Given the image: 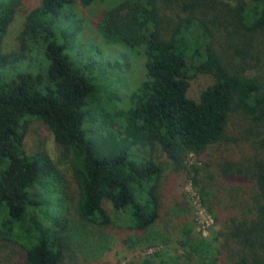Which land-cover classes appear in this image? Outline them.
Listing matches in <instances>:
<instances>
[{
	"label": "trees",
	"instance_id": "16d2710c",
	"mask_svg": "<svg viewBox=\"0 0 264 264\" xmlns=\"http://www.w3.org/2000/svg\"><path fill=\"white\" fill-rule=\"evenodd\" d=\"M95 1L40 0L25 16L17 50L3 53L21 0H0V249L19 253L23 264H63L66 256L67 264H89L120 217L125 244L174 243L184 252L176 264H264V155L221 164L216 174L229 189L211 202L200 174L208 149L252 142L249 124L264 120V0H171L172 9L167 0H116L97 30L106 44L143 51L146 71L129 106L109 111L68 48L80 29L75 6ZM224 23L227 48L217 38ZM33 57L43 68L15 74ZM199 77L207 82L194 99ZM96 116L100 129L91 135L85 125ZM32 120L60 146L75 205L50 156L25 152ZM155 150L176 170L190 155L201 162L189 178L218 226L214 254L195 232L191 209L173 198ZM1 257L7 264L9 255Z\"/></svg>",
	"mask_w": 264,
	"mask_h": 264
},
{
	"label": "rangeland",
	"instance_id": "374dc122",
	"mask_svg": "<svg viewBox=\"0 0 264 264\" xmlns=\"http://www.w3.org/2000/svg\"><path fill=\"white\" fill-rule=\"evenodd\" d=\"M39 1L21 0V5L17 10L15 18L3 39V53L17 50V37L25 16L27 12L38 6ZM170 1L167 0L164 5L172 9L173 6ZM115 3L116 0H99L91 3L89 6L76 5L74 8L76 18H72V21L78 19L80 29L73 43H68L70 44L68 47L69 51L72 50L75 53V56L71 58L82 63L81 66L86 68L87 73L92 75L96 83L100 85V103L107 111L112 108L121 110L127 105L129 106V96L139 88L145 78L146 71L143 51L130 49L123 44H106L97 30L105 12ZM171 13L172 10H169L168 14ZM225 17L227 18V15ZM58 25H56V34L58 35L59 42H62L63 39L59 34ZM68 26H71V24H68ZM224 26H226L225 23L218 27L217 38L220 43L219 47L227 48V44L232 41L223 28ZM234 43H237V40L233 41L232 44ZM70 56H72V52ZM41 64L36 57H33L29 61H25V63L20 62L16 67L15 74L25 71L37 72L40 68H43ZM261 76L264 79V67L261 69ZM262 81L264 82V80ZM206 82L207 80L201 77L193 80L189 96L196 99L200 88ZM233 117L239 118L236 114ZM98 121L99 117L96 116V120L93 123H86L85 127L91 131V135L99 132L100 121ZM246 121L250 123V121ZM249 125L255 127L252 142L240 144L223 143L208 149L206 154L201 158L200 161H205L208 165L201 169L200 174L202 184L209 193V202L218 196H222L225 189H229L228 186L222 185L223 179L221 178L220 180L216 174L221 164L226 161H238L244 156H248V154L264 155V120L259 124L250 123ZM24 149L27 154L44 151L50 156L63 174L67 184V193L72 204L75 205L78 200V190L71 184L69 167L64 162V159L61 158L60 146L55 143L50 131L44 124L37 120H32L24 139ZM154 156L164 169L166 184L169 180L174 182L173 198L176 202L182 203L191 209L193 213L191 216L193 219L192 224L194 225L195 232L201 233L211 243L213 246L211 247V252L214 254L218 246V242L216 241L218 226L215 224L207 207L201 203L200 195L189 178L191 167H201V162L190 155L186 162L176 170L173 169L172 163L161 151L155 150ZM105 208L107 213L113 217L111 207L106 204ZM115 220L116 223L112 226L114 230L112 229V235L108 238L109 243L99 254L94 253L93 259L89 258L91 260L89 264H176L177 256L184 253L174 243L171 245L156 244L154 246L135 244L136 242L125 244L123 239L126 238L127 234L125 235L123 232L119 234L120 230L117 229L118 227H123L124 224L120 217L115 218ZM175 223L176 221L174 220L170 230H173ZM162 225L164 226V223ZM4 254L9 255L10 258L7 264H23L24 260L22 256L17 252L10 255L8 248L5 246L0 249V260ZM205 261L209 260L206 259ZM68 262L69 259L66 256L63 264H67Z\"/></svg>",
	"mask_w": 264,
	"mask_h": 264
}]
</instances>
